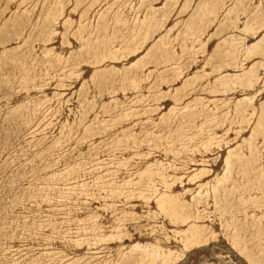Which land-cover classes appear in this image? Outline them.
Listing matches in <instances>:
<instances>
[{
	"label": "rangeland",
	"instance_id": "1",
	"mask_svg": "<svg viewBox=\"0 0 264 264\" xmlns=\"http://www.w3.org/2000/svg\"><path fill=\"white\" fill-rule=\"evenodd\" d=\"M0 264H264V0H0Z\"/></svg>",
	"mask_w": 264,
	"mask_h": 264
}]
</instances>
